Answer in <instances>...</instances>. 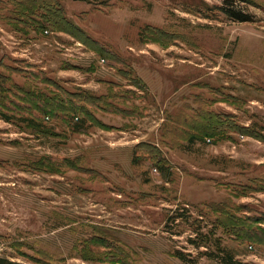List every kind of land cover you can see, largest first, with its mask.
<instances>
[{
	"label": "rangeland",
	"instance_id": "1",
	"mask_svg": "<svg viewBox=\"0 0 264 264\" xmlns=\"http://www.w3.org/2000/svg\"><path fill=\"white\" fill-rule=\"evenodd\" d=\"M49 5L83 29L88 43L37 26ZM222 5L0 0V257L224 264L216 256L220 237L236 258L264 264V237L241 240L231 225L216 230L210 207L229 202L231 215L264 217V138L243 129L264 136V0L238 3L253 16L247 22L229 19ZM20 87L70 92L91 113L86 129L76 130L70 114L12 113ZM209 117L232 125L214 135ZM176 210L189 216L174 221L181 235L164 230ZM195 222L214 231L207 246L189 243ZM254 226L264 235V223Z\"/></svg>",
	"mask_w": 264,
	"mask_h": 264
},
{
	"label": "trees",
	"instance_id": "2",
	"mask_svg": "<svg viewBox=\"0 0 264 264\" xmlns=\"http://www.w3.org/2000/svg\"><path fill=\"white\" fill-rule=\"evenodd\" d=\"M88 1L96 6H104L107 0H88ZM242 1H247V0H223V5L220 7V9L222 10V12L226 14V16L229 19L233 21H237V22L253 21V16L251 14L243 12L238 7V3H241ZM33 7H35V5ZM47 12H50V16L41 14L43 18L40 22L36 23L37 26H39L40 28H44L45 30L47 29L52 31L68 30V32L73 36H75L78 40H81L84 43H88L90 37L86 35L83 29L73 25L71 21L66 18V16L63 14V12L60 9L50 7L49 5L47 6ZM78 31L79 33H81L80 35ZM91 40L95 45L94 49H96L100 53L105 51V49L102 46H100L95 40L93 39ZM27 77L32 80L34 79L36 81L46 80V78L43 77V73L39 75L38 72H36V74L29 72L27 74ZM52 84H55V82H52ZM35 88L31 89L30 87L28 88L20 87V90H22L21 92L22 94L19 95L18 101L12 102L10 108L12 113L16 115H20V114L28 115V114H32V113L35 114L36 112H40L41 113L40 115L44 117H55L60 119L70 114L69 118L75 120L74 122H75L76 130L83 131L86 129L85 127L86 116L91 115V113L86 108V105L80 103L81 101H78L77 97L76 98L73 97L74 95L71 96L70 92L62 88H58V90L61 91L59 93L56 92L49 93L44 90L43 91L39 90L37 87ZM80 97H82L81 100H83V102L86 103L89 102L91 98L86 93ZM3 116L6 120H11V117L9 116L6 115ZM208 122L210 123V128L211 129L213 128L212 131L214 135L220 133V131H222L226 126L232 125L231 123H224L225 121L221 120L220 118H217L216 121H214L213 119H211V117H209ZM40 127L41 126H39V128ZM237 129L242 130L238 126ZM243 129L247 131L248 135L260 136L261 138H264L263 135L261 136L262 132L256 131L255 129H253V127L252 128L244 127ZM230 205L231 204L229 202H223V203L212 204L210 206L213 209V211L216 212V220H215L216 230L220 226L229 227L231 225L230 227L234 228L235 231H237L236 235L239 239L241 240L243 239L244 241L252 240V239L253 241H261L259 240V238L264 237V235L261 232L262 228H260L259 226L258 227L254 226V223L256 224L264 223V217H253V218L247 217L245 219H242L241 217L231 215L228 212L230 208H233V206L231 207ZM180 218L184 221L189 222V216L186 215V213L183 212L181 213L180 211L176 210L175 214H169L167 216L164 230L166 232H169L170 234L181 235L183 232H185L184 229L177 231L173 230L174 221ZM190 227L191 230L196 234V237L195 238L190 237L188 239L189 243L195 245V247L198 248L202 246H207L211 239L210 235L211 233H214V231L210 230L211 232L205 233L204 231H202L201 225L198 222L191 223ZM215 242H216V256L220 257L224 264H252L236 258V255L233 251L228 250L222 246L220 237H217ZM174 254L184 262H191L190 253H185L184 251L176 250ZM203 254H209V253L207 251H204ZM0 264H23V263H18L15 261H11L5 257H0Z\"/></svg>",
	"mask_w": 264,
	"mask_h": 264
}]
</instances>
